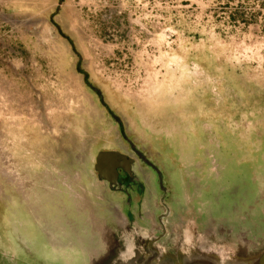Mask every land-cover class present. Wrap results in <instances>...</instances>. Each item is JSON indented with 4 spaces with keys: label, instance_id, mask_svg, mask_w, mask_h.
Returning a JSON list of instances; mask_svg holds the SVG:
<instances>
[{
    "label": "rangeland",
    "instance_id": "obj_1",
    "mask_svg": "<svg viewBox=\"0 0 264 264\" xmlns=\"http://www.w3.org/2000/svg\"><path fill=\"white\" fill-rule=\"evenodd\" d=\"M0 5V171L18 170L23 203L35 174L34 196L61 208L66 190L93 212L105 253H127L119 238L141 220L142 238L125 242L146 264L164 243L169 264L178 246L193 263L255 264L264 254V0ZM100 151L130 156L133 187L99 177Z\"/></svg>",
    "mask_w": 264,
    "mask_h": 264
},
{
    "label": "crops",
    "instance_id": "obj_2",
    "mask_svg": "<svg viewBox=\"0 0 264 264\" xmlns=\"http://www.w3.org/2000/svg\"><path fill=\"white\" fill-rule=\"evenodd\" d=\"M2 14L4 12L0 5V19ZM2 34L3 31L0 30V36ZM2 96L3 94L0 92V100L3 99ZM11 100L14 101L15 97L12 96ZM14 110L16 112V109H12V115H14ZM27 131L30 133V128ZM7 163L9 166H13L14 157H11V161ZM31 164L35 163L31 162ZM1 171L0 188L3 200L0 203V264H132L128 263L130 260L134 261L133 264H146L147 259L139 256L137 243L134 241L132 245L131 242H125L126 238L131 235L139 239L142 238L141 232L138 231V228H142L141 220H135V228L132 227L133 224L130 221L128 231L124 230L123 236L119 238V244L127 250V253L124 251V254L119 256L116 251L112 250H107L105 253L104 251L110 248L109 243L105 237L101 239L98 232L100 227L95 222L93 212L91 215L84 211V208H44V211L38 214L33 192L35 174L27 175L29 199L25 204L20 200L18 170L13 167L11 171L9 169L6 172ZM66 192L65 190V193L61 192L60 195H71ZM4 197L7 199L5 200ZM144 213L147 211L145 210ZM52 223H55V231L59 233L58 236L50 235ZM48 227L49 230H47ZM151 228L156 231L158 226ZM165 244L167 243H164V246ZM173 244L174 240L171 242L172 246ZM127 245L130 249L126 248ZM164 246L160 249L153 247L156 252V264H163V262L169 264L166 258L168 252ZM129 254L134 258H129ZM189 255V252H183L179 246L178 254L172 248L170 264H193Z\"/></svg>",
    "mask_w": 264,
    "mask_h": 264
},
{
    "label": "water",
    "instance_id": "obj_3",
    "mask_svg": "<svg viewBox=\"0 0 264 264\" xmlns=\"http://www.w3.org/2000/svg\"><path fill=\"white\" fill-rule=\"evenodd\" d=\"M132 159L118 151H103L97 156V168L95 169L100 173V178L108 181L111 184L118 185L117 175L118 169L124 167L130 171ZM217 260V261H216ZM225 261V260H224ZM193 264H200L196 260ZM201 264H228L219 261L215 257H209V260L202 261ZM255 264H264V254L259 258Z\"/></svg>",
    "mask_w": 264,
    "mask_h": 264
},
{
    "label": "bare ground",
    "instance_id": "obj_4",
    "mask_svg": "<svg viewBox=\"0 0 264 264\" xmlns=\"http://www.w3.org/2000/svg\"><path fill=\"white\" fill-rule=\"evenodd\" d=\"M138 133H139V131H138ZM83 183L86 185V187L87 188H89V192H90V196L92 197V199L95 201V203L97 204V207L99 208H105L103 205H104V202H103V200H102V198L99 196V195H97L96 194V191H95V189H94V185L91 183V182H89L88 180L86 181V180H83ZM84 185V186H85ZM5 198V200L7 199L6 197H4ZM62 198H63V200H64V203H63V200H62ZM62 198H61V202L63 203L62 204V207L61 208H83L82 206H81V204L80 203H78V201L76 200V198H73V196H69L68 194H67V196H66V194H63L62 195ZM29 199V197H28V195H27V197H26V199L25 200H28ZM2 200H3V197H2V191H1V188H0V203L2 202ZM21 200V202H23L24 200H23V198H21L20 199ZM34 201H35V203L37 204V207L38 208H54V207H56V205L54 204V202L51 200V201H45L44 202V200H43V197H41V196H39V193H35V196H34ZM145 208H148L147 209V212H150L149 211V209H151V205L150 204H147L146 206H145ZM43 211V210H42ZM120 221L121 222H125V218L122 216V217H120ZM101 224H103V222L101 223ZM102 226V225H101ZM26 235V234H25ZM27 235H30V236H32L30 233H27ZM201 247H205V245L202 243L201 244Z\"/></svg>",
    "mask_w": 264,
    "mask_h": 264
},
{
    "label": "flooded vegetation",
    "instance_id": "obj_5",
    "mask_svg": "<svg viewBox=\"0 0 264 264\" xmlns=\"http://www.w3.org/2000/svg\"><path fill=\"white\" fill-rule=\"evenodd\" d=\"M128 144H129V146L131 148L132 153L136 154V156H138V158L143 160V163L146 164L147 166H149V168L154 171V173L156 174L157 178H159V173H158L156 167L154 166V164L150 160L146 159L141 154V152L138 150V148L135 147V144L130 143L129 141H128ZM128 157L130 158V156H128ZM95 167L97 168V157H96ZM96 172H97V174L100 177V173L97 170H96ZM117 181L119 183L118 185L110 183L111 186L112 187H116V188H122V187L130 188V187H133V184L131 183L133 181V174L131 173V168H130V171L128 172L126 168L120 167L118 169Z\"/></svg>",
    "mask_w": 264,
    "mask_h": 264
},
{
    "label": "trees",
    "instance_id": "obj_6",
    "mask_svg": "<svg viewBox=\"0 0 264 264\" xmlns=\"http://www.w3.org/2000/svg\"><path fill=\"white\" fill-rule=\"evenodd\" d=\"M106 107H107V105L106 104H104ZM125 135V134H124Z\"/></svg>",
    "mask_w": 264,
    "mask_h": 264
}]
</instances>
